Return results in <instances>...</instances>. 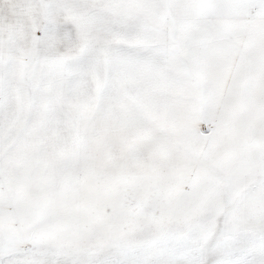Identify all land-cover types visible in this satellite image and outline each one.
<instances>
[{"label": "snow or ice", "instance_id": "1", "mask_svg": "<svg viewBox=\"0 0 264 264\" xmlns=\"http://www.w3.org/2000/svg\"><path fill=\"white\" fill-rule=\"evenodd\" d=\"M0 264H264V0H0Z\"/></svg>", "mask_w": 264, "mask_h": 264}]
</instances>
